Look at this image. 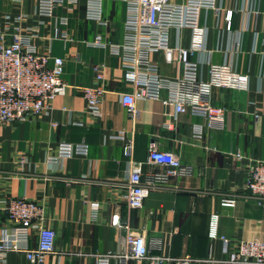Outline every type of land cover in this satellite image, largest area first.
I'll return each instance as SVG.
<instances>
[{"label":"crops","instance_id":"0c3cea01","mask_svg":"<svg viewBox=\"0 0 264 264\" xmlns=\"http://www.w3.org/2000/svg\"><path fill=\"white\" fill-rule=\"evenodd\" d=\"M37 1L0 0V24L8 34L18 27L31 35L39 52L50 50L52 56L61 57L62 79L69 87L43 113L0 122V208L9 196L43 205L45 225L55 232V250L45 264H95L98 253L121 252L125 224L144 234L151 254L190 256V264H233L229 251L239 240L264 241V206L244 187L249 165L264 159V0H217L218 10L201 12L204 49L192 57L201 66V77L207 78L210 62L232 63L249 77L245 91L212 89L211 103L224 107L225 114L223 121L210 127L204 117L190 113L173 119V105L162 102L166 91L162 98L138 100L136 116L127 113L120 94L131 86L123 79L120 58L108 47L90 44L97 36L104 42L122 40L124 2L102 0L106 23L101 24L85 17V0L74 6L57 5L50 16L37 12ZM63 30L67 37L60 36ZM189 42V29L170 31L171 45L187 47ZM150 58L162 76L180 73V63L176 58L167 61L163 50L152 52ZM95 64L103 65L104 74L99 117L88 113L77 88L97 84ZM196 127L202 129L199 137ZM118 131L132 138L133 166H140L142 178L157 170L147 162L151 144L178 155L191 173L152 189L142 207L129 208L121 195L132 164L123 153V140L111 137ZM82 140L88 145L86 155L49 162L60 142ZM223 198H233L234 203L223 205ZM92 202L98 204L95 221ZM212 215H217L215 236L209 233ZM222 237L228 240L226 245ZM36 240L33 234L29 246ZM5 262L32 264L21 252L6 253ZM109 264L119 263L111 258ZM127 264L153 263L146 259Z\"/></svg>","mask_w":264,"mask_h":264},{"label":"built area","instance_id":"2783aa9c","mask_svg":"<svg viewBox=\"0 0 264 264\" xmlns=\"http://www.w3.org/2000/svg\"><path fill=\"white\" fill-rule=\"evenodd\" d=\"M79 0H38L37 12L52 15L55 7L63 3L76 5ZM126 5L123 21V37L120 42H104L97 36L90 44L108 47L111 54L121 60L123 79L131 89L120 94V101L127 113L136 116V102L145 98H162L164 104L173 105L171 113L176 119L179 113H190L206 119L210 127L214 121H223L225 109L210 101L214 87H223L245 91L249 77L238 71L232 63H208L207 78L201 77V66L192 57L204 49L206 28L201 25L200 17L204 9L218 10L217 0H184L174 3L169 0H120ZM71 7V6H70ZM84 15L87 19L105 24L102 17V0H85ZM20 18V17H17ZM229 20L230 12L226 13ZM66 24V21H61ZM190 30V42L187 47L169 43L171 30ZM61 37H67L63 30ZM31 35L15 27L7 33L0 24V122L23 121L30 116L43 113L50 102L65 94L69 85L62 79L63 59L52 56L50 50L39 52L30 42ZM163 50L167 61L174 58L180 63V73L176 77L162 76L157 63L150 54ZM51 60V64H49ZM103 65L95 64V85L78 86L87 104V111L95 117L102 114L101 101L105 89L100 83L104 79ZM169 125V124H168ZM201 127H196L195 135L201 136ZM123 140V153L132 164L121 200L129 208H140L149 192L167 185L173 177L187 176L191 167L181 162L178 155L171 151L160 150L151 144L147 153V162L157 167L142 178L139 165L133 166V140L125 137L123 131L111 135ZM88 145L85 141L72 143L60 142L55 155L49 156V162H57L74 155H86ZM240 158V153H236ZM24 163V161H22ZM244 187L249 194L264 206V159L252 162L247 169ZM223 205H232L233 198H223ZM0 208V264H6L8 252L24 253L32 264H45V258L55 250V232L45 225L46 214L39 202L25 197H6ZM92 220L97 218L98 204L91 203ZM3 214V216H1ZM217 215H212L209 233L216 235ZM124 249L121 252L107 251L95 255V264H109L111 258H117L119 264L130 260H149L153 264L163 261L174 264H190V256L179 258L163 257L151 254L144 234L123 225ZM37 237L36 245L29 246L31 236ZM226 245L227 239L222 237ZM228 261L233 264H264V241L242 239L234 250L229 251Z\"/></svg>","mask_w":264,"mask_h":264}]
</instances>
